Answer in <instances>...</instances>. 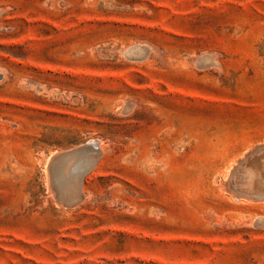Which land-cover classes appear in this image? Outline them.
Segmentation results:
<instances>
[{
  "label": "rangeland",
  "instance_id": "rangeland-1",
  "mask_svg": "<svg viewBox=\"0 0 264 264\" xmlns=\"http://www.w3.org/2000/svg\"><path fill=\"white\" fill-rule=\"evenodd\" d=\"M263 165L264 0H0V264H264Z\"/></svg>",
  "mask_w": 264,
  "mask_h": 264
},
{
  "label": "water",
  "instance_id": "water-1",
  "mask_svg": "<svg viewBox=\"0 0 264 264\" xmlns=\"http://www.w3.org/2000/svg\"><path fill=\"white\" fill-rule=\"evenodd\" d=\"M80 152L87 154L90 160L88 164L85 167H83L78 174V181L81 185V181L83 177L92 170V168L95 166L98 160V157L100 156V152L96 142L90 143L88 145L85 143L84 145L77 146L71 150L55 154L50 161H52L53 164L61 163L63 161L70 162L74 160L77 157L78 153ZM51 184H52L54 196L61 202L63 206L75 205L82 199V194L80 193V187L78 188L77 193L74 196H67L61 189H58L55 186L53 180H51Z\"/></svg>",
  "mask_w": 264,
  "mask_h": 264
},
{
  "label": "bare ground",
  "instance_id": "bare-ground-1",
  "mask_svg": "<svg viewBox=\"0 0 264 264\" xmlns=\"http://www.w3.org/2000/svg\"><path fill=\"white\" fill-rule=\"evenodd\" d=\"M92 142V141H91ZM94 143V142H93ZM87 144V143H86ZM90 144V143H89ZM97 144V143H96ZM88 145V144H87ZM81 156H88L87 154H85V153H78V155H77V157H81ZM76 157V158H77ZM89 160V159H88ZM66 165V164H65ZM69 166V165H68ZM264 166V165H263ZM263 166H261L260 168H259V171H257V174L260 176V178H261V176L264 174V167ZM65 170V169H64ZM65 174H67V172L65 173ZM63 176H64V171H63ZM262 178H264V176H262ZM262 181H264V180H262ZM263 183V182H262ZM76 186V185H75ZM72 187V186H71ZM69 189H71V188H69ZM73 190H75V189H73ZM68 193H69V191L67 192V195H68ZM72 193H74L73 191H72ZM70 196V195H69ZM71 196H72V194H71ZM253 200V199H252Z\"/></svg>",
  "mask_w": 264,
  "mask_h": 264
}]
</instances>
